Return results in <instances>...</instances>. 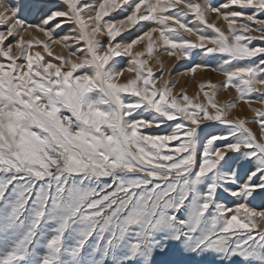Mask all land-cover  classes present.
<instances>
[{
	"label": "snow or ice",
	"instance_id": "obj_1",
	"mask_svg": "<svg viewBox=\"0 0 264 264\" xmlns=\"http://www.w3.org/2000/svg\"><path fill=\"white\" fill-rule=\"evenodd\" d=\"M36 7L0 0V264H264V111L258 139L235 102L173 94L144 58L219 57L201 89L264 104V0H58L29 22Z\"/></svg>",
	"mask_w": 264,
	"mask_h": 264
},
{
	"label": "rangeland",
	"instance_id": "obj_2",
	"mask_svg": "<svg viewBox=\"0 0 264 264\" xmlns=\"http://www.w3.org/2000/svg\"><path fill=\"white\" fill-rule=\"evenodd\" d=\"M31 3H34L37 7L32 11V13L27 17L29 22L32 23H38L39 18L41 15V7L47 6L51 7L54 4L58 3V0H30ZM197 2H200V0H197ZM115 15V14H113ZM117 20L123 18L122 16H116ZM264 18V17H261ZM208 22L209 23H215L218 27H221L225 31H227V23L226 21L221 19H217L215 14H211L208 16ZM189 26L194 28H202L204 29V26L201 25L196 19L192 16L189 17ZM67 31V29H65ZM206 33H212L211 29H204ZM25 38H30L27 33L24 34ZM252 35L258 36L260 33L253 32ZM43 39V37H40ZM101 40H106L107 37H99ZM191 39H195L194 36L190 37ZM126 42V41H124ZM259 41H253V44H259ZM143 45H137L135 47V50L140 51L142 50ZM39 50V49H33ZM52 50V56H58L66 53V49H64L59 44H52L51 45ZM156 57H159V63L156 62ZM51 58V57H49ZM145 59L149 60V64L152 67V70L154 73L158 74L163 71V78L157 79L156 83L157 85H162L164 83V80H172L175 81V85L172 88L173 94H178L181 91L185 92L190 97L199 96L200 101H205L206 99L204 97V92L207 91L209 93L215 92V100L221 104L224 105L229 102H235V107L231 108L228 113L229 119H246L247 120V127H249L254 134L257 135V138L259 139L262 135V130L259 127V124L254 119L255 112L252 110L253 108L260 109L264 111V104H261L258 102V99L256 98V94H253L251 107L248 103L245 102V100H237L238 93L234 88L231 86L227 89H224L223 87H219L216 90H213L211 87H205L203 90L201 89V85L207 86L209 82L212 84L221 85L224 81L225 77L223 73L219 70V66L221 64V59L217 57L216 59H209L207 57H204L202 55H196L193 57L192 60L188 59H180L177 60L174 56H169L167 52L165 51H154L153 57H144ZM118 60L121 58H117ZM55 63L56 61L53 60ZM127 59L123 58V62L118 65V67H125L126 68ZM194 64H208L209 67H200L197 68L195 72L190 71ZM130 74H128L126 71L124 75L120 78L119 82H124L127 78H129ZM213 129L207 128L205 129L204 134L206 135L208 132H212ZM231 156H235V154H230ZM241 165L246 168L247 165L244 164V162L240 161ZM249 207H252L256 209L257 211H264V203H261L260 198L256 197L255 200L249 201ZM260 227H264V222L260 223ZM206 258V264H211V261L213 260L214 254H204ZM199 259V257H197Z\"/></svg>",
	"mask_w": 264,
	"mask_h": 264
}]
</instances>
